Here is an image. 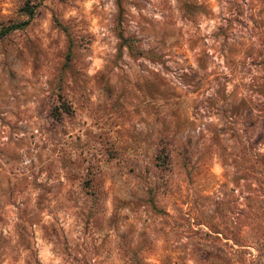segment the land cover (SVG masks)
Returning a JSON list of instances; mask_svg holds the SVG:
<instances>
[{
    "label": "rangeland",
    "instance_id": "obj_1",
    "mask_svg": "<svg viewBox=\"0 0 264 264\" xmlns=\"http://www.w3.org/2000/svg\"><path fill=\"white\" fill-rule=\"evenodd\" d=\"M26 19L0 36V264H264V0H0Z\"/></svg>",
    "mask_w": 264,
    "mask_h": 264
},
{
    "label": "trees",
    "instance_id": "obj_2",
    "mask_svg": "<svg viewBox=\"0 0 264 264\" xmlns=\"http://www.w3.org/2000/svg\"><path fill=\"white\" fill-rule=\"evenodd\" d=\"M34 8H35V5H30L28 3H25L22 6L23 11L28 15V18H30L31 15L33 14ZM27 23H28V19H26V20H24V21H22L20 23H11V24H8V25H6L4 27H1L0 28V36L3 35V34H5V33H7V32H9L10 30L23 27ZM263 175H264V173H263ZM249 201H250V210L251 211H253L254 209L257 208V204H258V207H259L258 209L264 211V199H259L257 197H249ZM252 218L254 220H258L262 224L264 223V217L262 216V218H261L256 213H254V215L252 216ZM234 242L237 243V242H240V241H237V240L234 239Z\"/></svg>",
    "mask_w": 264,
    "mask_h": 264
}]
</instances>
